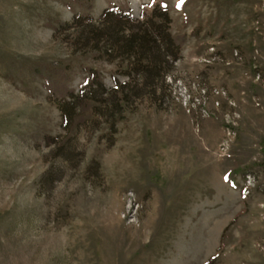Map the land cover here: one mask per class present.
I'll use <instances>...</instances> for the list:
<instances>
[{
    "label": "rangeland",
    "instance_id": "374dc122",
    "mask_svg": "<svg viewBox=\"0 0 264 264\" xmlns=\"http://www.w3.org/2000/svg\"><path fill=\"white\" fill-rule=\"evenodd\" d=\"M155 7L182 48L150 93L74 20ZM91 71L119 89L67 131ZM0 264H264V0H0Z\"/></svg>",
    "mask_w": 264,
    "mask_h": 264
},
{
    "label": "trees",
    "instance_id": "16d2710c",
    "mask_svg": "<svg viewBox=\"0 0 264 264\" xmlns=\"http://www.w3.org/2000/svg\"><path fill=\"white\" fill-rule=\"evenodd\" d=\"M78 21L75 18L74 23L79 24L76 37L81 47L89 52L101 53L108 62L129 64L137 77L142 79L139 91L149 89L150 93H156L157 84L166 78L180 59L182 41L170 33L172 20L166 7H155L143 19H137L119 8H112L104 10L96 20L89 17V24L85 26ZM130 85V81L120 85L121 100L127 98L125 89L128 90ZM118 89L107 88L98 74L91 71L77 95L67 91V95L58 100V109L67 131L74 124L76 108L83 109L82 106L95 100L97 92L105 98H111ZM140 95L143 94H137ZM116 113L112 111L111 116ZM229 182L234 185V180L230 179Z\"/></svg>",
    "mask_w": 264,
    "mask_h": 264
},
{
    "label": "snow or ice",
    "instance_id": "6c2138e0",
    "mask_svg": "<svg viewBox=\"0 0 264 264\" xmlns=\"http://www.w3.org/2000/svg\"><path fill=\"white\" fill-rule=\"evenodd\" d=\"M226 179H227V177H226Z\"/></svg>",
    "mask_w": 264,
    "mask_h": 264
}]
</instances>
